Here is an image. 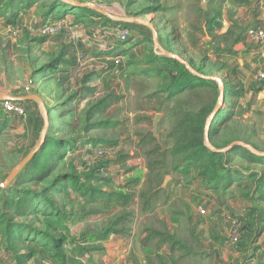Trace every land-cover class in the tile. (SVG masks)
<instances>
[{
  "label": "rangeland",
  "instance_id": "obj_1",
  "mask_svg": "<svg viewBox=\"0 0 264 264\" xmlns=\"http://www.w3.org/2000/svg\"><path fill=\"white\" fill-rule=\"evenodd\" d=\"M59 1L65 6L68 2L79 3ZM53 2L39 1L32 7H35L32 14L29 13L32 8L22 11L16 24L9 25L6 0H0V98L40 99L22 102L26 109L24 118L5 114L0 106V237L5 225L13 221L65 239L64 249L75 246L92 251L101 250V243L110 237L128 236L135 228L151 237L148 247L154 256L147 260L149 264H160L163 243L157 233L166 232V227L155 224L152 218L153 193L167 176L174 177L176 186L192 185L194 180L205 178L194 164L189 166L185 156L172 155L179 137L177 123L186 112H196L202 107L212 110L204 141L209 151L220 154L213 163L216 173L230 174L238 184L245 183L246 189L257 176L264 175V81L259 79L264 69V44L246 38V30L250 28L246 23L256 16V8L246 6L243 20L231 23L224 34L206 39L200 25L197 33L184 34L202 36L203 43L193 41L191 46L168 47L162 52L149 42L118 52L116 49L132 42L129 39L134 34L127 43H121L108 30L112 26L104 24L100 31L107 32V45H114L116 51L104 57L111 58L112 66L102 73L105 62L100 59L104 52L91 55L81 50L68 31L62 32L64 29L53 37L45 34L44 26L50 24H45V13ZM104 3L111 6L112 0ZM84 18L88 24L92 23L87 16H80L77 21L84 23ZM61 19L51 25L62 22ZM157 57L179 61L194 76L203 79V84L172 96L165 88L172 68ZM46 68L48 71L41 75ZM49 139L60 140L62 144L58 148L49 146L47 159L29 162L14 172ZM144 169L148 172L142 186ZM12 174L14 177L8 181ZM67 175H75L82 181L91 175L95 178L87 185L109 193H126L133 200L128 204L103 199L92 202L70 182L58 184L48 192L56 207L51 213L56 216L47 215L50 208L45 212L44 206L37 203L28 210L18 200L24 197L23 191L40 193L49 189L55 179ZM133 175L139 176L133 180ZM177 175L183 178L182 182L175 180ZM142 194L146 196L144 201ZM237 197L230 193V200ZM162 202L163 198L158 197L155 206ZM229 205L226 202L224 211L216 210V217L226 219L224 225L229 235L233 230L230 220L238 221L242 236L250 231L247 216L250 211L239 213ZM106 231L112 233L105 240H98ZM34 235L30 230L23 231L14 234L10 243L13 241L15 251L21 255L37 252L44 240L32 242L29 239ZM91 238L96 241L91 242ZM9 253L12 258V252Z\"/></svg>",
  "mask_w": 264,
  "mask_h": 264
},
{
  "label": "crops",
  "instance_id": "obj_2",
  "mask_svg": "<svg viewBox=\"0 0 264 264\" xmlns=\"http://www.w3.org/2000/svg\"><path fill=\"white\" fill-rule=\"evenodd\" d=\"M77 1L78 4L83 1L81 4L86 6L76 7L77 3L68 2L67 11L62 12L61 17H58L60 15L57 11L48 14L44 19L45 24H52L53 21L62 18L64 29L62 32L70 33L75 46L91 55L97 51L104 52L103 59H100L105 62L102 73L112 66L111 58L104 57H107L108 52L115 50L114 45H107L109 38L107 32L100 31L104 24L107 26L122 24L130 30L131 37L134 34V38L129 39L132 42L120 47L119 50L116 49L118 52L129 50L136 44L143 47L148 42L162 52V49L168 47L191 46L193 41L203 43L202 36L189 37L184 34L197 33L200 25L206 39L224 34L229 30L231 23L242 21L247 12L246 5L239 6L234 0H112L111 6L105 5L104 0ZM203 1L208 2L206 10L203 9ZM247 1L256 8V16L251 17L246 26L262 29L264 0ZM31 10L30 14L35 11V7ZM80 16H87L92 23L88 24L86 18H84L86 24L77 21ZM79 25L83 28H78ZM246 38L252 41L247 36V30ZM157 59L166 60L162 57ZM59 62L58 65L61 66L62 61ZM167 66L170 68L168 64ZM47 71L48 68L44 69L41 75ZM36 101L40 102V99ZM63 105L65 104L60 106ZM147 172V169L142 171V186ZM138 176L133 175L132 179L135 180ZM167 177H170V182L166 186L159 185L160 188L157 189L159 192L154 197V206L158 197L163 198V202L153 206L152 218L155 224L162 223L166 227V233L174 236L181 245L173 249L168 244L162 245L159 254L162 256L163 264H264V198L260 197H264L263 173L255 178L248 189L245 183L237 182L226 189L214 188L207 178L194 180L192 185L179 183L180 185L176 186L174 177ZM182 179L179 175L175 176V180L179 182H182ZM142 186L139 184L138 189ZM231 192L235 193L238 199L230 200ZM137 201H140V190L137 192ZM226 202L239 213L248 214L250 211L247 215L250 231L243 234L236 243L230 240L229 229L224 225L226 219L216 217L215 211L218 209L224 211ZM222 216L224 218L225 214ZM143 224L146 225V219ZM146 239L145 233L133 228L128 236L121 238L113 236L102 242L101 250L91 251L69 246L65 249V258L61 259L41 249L37 250L32 260L26 264H149L147 260L154 254L148 247ZM4 241L5 239L0 237V264H17L16 255L12 253L11 258L10 253L5 250Z\"/></svg>",
  "mask_w": 264,
  "mask_h": 264
},
{
  "label": "trees",
  "instance_id": "obj_3",
  "mask_svg": "<svg viewBox=\"0 0 264 264\" xmlns=\"http://www.w3.org/2000/svg\"><path fill=\"white\" fill-rule=\"evenodd\" d=\"M41 0H6V8L7 13L9 14L8 23L9 25H15L16 20L20 13L25 10L31 9L36 3H38ZM234 2L239 5H249V2L247 0H234ZM67 6L62 5L59 0H54V2L47 7V12L45 13V16H48V14H53L56 11L59 13V15L62 16V12H66ZM65 9L62 11V9ZM166 63L170 66V81L168 85L165 87L166 89H169V93L172 94V96L187 91L192 90L200 86V84H203V79L194 76L188 68L180 63L177 60L170 59L167 60ZM212 110L209 107H202L196 112H186L181 119L177 123V130H178V142L172 149V155L173 156H180L183 155L186 157V162H190L189 166L196 167L197 169H200L201 171L200 176L205 177L213 182L214 188H228L232 186L233 183L236 181L234 178L230 176V174H220L216 173L213 163L214 161L220 157V154L217 152H211L205 145V137L207 135V129H208V119L211 115ZM101 126V125H99ZM62 142L60 140H53L49 139L46 145L42 147V149L36 153V155L32 158L30 162H37L41 159H47L48 153L47 148L49 146H55L58 148ZM64 146H67L66 143H64ZM64 155L60 157V159H63ZM206 163H209V167L205 168L204 165ZM47 172L45 173V177L47 176ZM44 175V174H43ZM62 179H55L52 182V185L49 189H43L40 193H36L32 190L23 191L24 197H19L18 200L22 201L25 205V207L30 210L33 205L39 204L40 207L44 206L45 212L48 208H50L51 211H47V215H57L56 213H51L56 211V207L53 201H51L48 197V192H50L55 186H58V184H61L63 182H70L76 191L80 192L82 196L87 197L90 199V201L94 202L97 199H103L106 202H121L122 204H128L133 200L132 195H128L126 193H120V192H114L109 193L100 189H96L91 187L90 185H87L92 178L91 175L85 176V181H82L75 175H67L60 177ZM42 180V179H40ZM159 191H155L154 197L157 195ZM39 194V195H37ZM142 200L145 199V195H141ZM20 204V203H19ZM53 210V211H52ZM148 210V209H144ZM20 216H24V213H19ZM32 231L35 233L34 237L30 238L29 240H32V242H39L41 243V240L44 241L42 244V249L49 251L53 254V257L55 258H65V244L66 241L63 238L57 239L52 237L48 232L41 231L39 229H34L30 227L29 225H26L24 223H15L12 221V223L8 222L4 229H3V235L1 237L6 238L4 241L5 250L9 253L12 252L16 255L17 258V264H26L32 258L35 256L36 252H29L26 255H21L20 253H17L14 248V243L12 241V245L10 243L11 238L13 239L14 234H20L23 231ZM111 231H106L102 238L98 240H105L108 235H110ZM158 236L161 237L163 244L170 245L171 249H173L175 246L181 245L174 236L169 235L166 232L157 233ZM12 236V237H11ZM36 238V239H35ZM96 241V238H91L92 241ZM147 241L151 240V237H147ZM160 264H163L161 262Z\"/></svg>",
  "mask_w": 264,
  "mask_h": 264
},
{
  "label": "built area",
  "instance_id": "obj_4",
  "mask_svg": "<svg viewBox=\"0 0 264 264\" xmlns=\"http://www.w3.org/2000/svg\"><path fill=\"white\" fill-rule=\"evenodd\" d=\"M62 29V22L54 25L46 24L44 26L45 34L50 37L57 35L58 32H60ZM109 30L117 37V39L121 43H127L128 39L131 36L130 30L122 24H114ZM247 36L257 43L264 44V29L250 27L247 30ZM259 79L261 81H264V69L259 73ZM0 106L5 114H11L20 118L26 117V109L20 101L6 98L0 101ZM230 222L233 228V230L230 232V240L233 243H236L241 237L240 226L238 221L234 219H231Z\"/></svg>",
  "mask_w": 264,
  "mask_h": 264
},
{
  "label": "water",
  "instance_id": "obj_5",
  "mask_svg": "<svg viewBox=\"0 0 264 264\" xmlns=\"http://www.w3.org/2000/svg\"><path fill=\"white\" fill-rule=\"evenodd\" d=\"M207 4L208 2L207 1H203V9L206 10L207 8ZM76 7H83V6H86V5H82V4H76L75 5ZM105 14H107L105 12ZM171 56V55H169ZM4 98H0V101L3 100ZM24 100H39L38 97L36 96H32V97H28L27 99H24ZM23 101V100H22ZM158 122H159V117L156 118L155 122H154V130H155V134L157 132V125H158ZM208 130V129H207ZM208 132V131H207ZM38 152V150L30 153L21 163L20 165L15 169L14 172L16 171H19V170H22L31 160L32 158L36 155V153ZM214 152H218V151H214ZM14 177V174H12L8 181L11 180L12 178ZM170 181V177H166V180H165V183H164V186H166V184Z\"/></svg>",
  "mask_w": 264,
  "mask_h": 264
}]
</instances>
